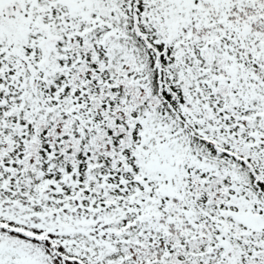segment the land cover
I'll return each mask as SVG.
<instances>
[{
	"label": "snow or ice",
	"instance_id": "6c2138e0",
	"mask_svg": "<svg viewBox=\"0 0 264 264\" xmlns=\"http://www.w3.org/2000/svg\"><path fill=\"white\" fill-rule=\"evenodd\" d=\"M0 264H264V0H0Z\"/></svg>",
	"mask_w": 264,
	"mask_h": 264
}]
</instances>
